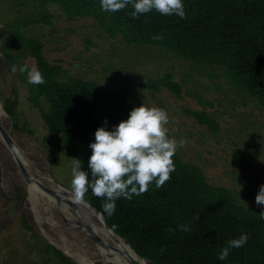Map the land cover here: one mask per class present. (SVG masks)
<instances>
[{
  "label": "trees",
  "instance_id": "16d2710c",
  "mask_svg": "<svg viewBox=\"0 0 264 264\" xmlns=\"http://www.w3.org/2000/svg\"><path fill=\"white\" fill-rule=\"evenodd\" d=\"M35 2L39 15L23 22L25 26L50 23L49 5L58 6L69 20L91 17L111 37L120 35L128 45L161 48L197 66L222 72L227 86L264 108V0H183L184 19L155 10L133 18L131 5L115 13L104 12L100 0ZM8 29L1 27L0 32ZM8 34L24 58L19 65L13 57L14 64L27 65L29 70L36 67L45 79L44 84H29L27 73L20 72L21 81L28 86V101L50 133L60 138L67 157L80 159L81 169L90 173L89 145L95 141L96 130H113L128 119L133 104L120 89L76 77L63 80L68 72L59 62L46 58L41 40L26 38L18 29H9ZM161 34L163 39H153ZM145 88L157 93L164 88L182 99L183 85L171 73ZM4 109L17 126V103L7 99ZM186 112L211 132L219 131L220 125L207 112ZM173 161L175 171L161 189L153 182L142 195L117 199L111 216L103 211L105 198L95 196L91 188L84 198L151 264H264L262 211L241 204L229 189L210 184L200 167L187 163L177 152ZM177 225H187L191 231H180ZM245 233L248 241L244 246L231 249L225 260L218 259L227 241ZM46 256L47 264H73L49 244Z\"/></svg>",
  "mask_w": 264,
  "mask_h": 264
},
{
  "label": "rangeland",
  "instance_id": "374dc122",
  "mask_svg": "<svg viewBox=\"0 0 264 264\" xmlns=\"http://www.w3.org/2000/svg\"><path fill=\"white\" fill-rule=\"evenodd\" d=\"M49 9L53 15L50 23L25 26L23 22L39 15L35 0H0V28L18 29L26 38L41 40L46 58L59 62L68 72L63 80L76 77L120 89L134 108L145 103L165 109L169 137L186 140L176 151L180 157L200 167L210 184L232 191L241 204L264 211V206L256 204L264 185V108L257 101L227 86L220 71L197 66L161 48L128 45L120 35L111 37L91 17L69 20L58 6L49 5ZM8 30L0 32L2 42L6 41L0 56V100L3 104L7 99L16 102L18 117L17 126L7 113L0 122L31 164L51 177L32 172L36 178L47 187L55 188L54 180L72 191L73 160L28 101V86L21 81L20 71L12 73L13 57L19 65L24 58L19 46L11 44ZM167 73L182 83V99L164 88L159 93L145 88ZM187 110L207 112L220 125L219 131L213 133L198 124ZM43 198H37L38 210L53 222L42 225L27 184L0 138V264H47L46 246L51 244L45 234L55 241L64 236L94 264H113L108 262L112 255L97 254L91 237L79 229H67L55 205ZM93 224L101 225L96 218Z\"/></svg>",
  "mask_w": 264,
  "mask_h": 264
},
{
  "label": "clouds",
  "instance_id": "9594fccd",
  "mask_svg": "<svg viewBox=\"0 0 264 264\" xmlns=\"http://www.w3.org/2000/svg\"><path fill=\"white\" fill-rule=\"evenodd\" d=\"M129 5L134 9L130 14L133 18L152 10L162 15L186 18L183 0H100L101 9L109 13L118 12ZM153 39L161 40L163 35L154 36ZM17 70L22 74L27 73L29 84L45 83L36 67L29 70L27 65L19 68L12 65V73L15 74ZM168 122L165 109L144 103L133 108L128 119L122 120L113 130L98 128L95 141L89 145L92 150L87 163L90 173L81 169L80 159H73L71 188L76 202H81L91 188L95 196L105 198L102 208L111 216L116 210L117 199L124 197L131 200L133 195H142L153 182L157 190L161 189L175 171L173 157L178 147L186 144L184 139L177 141L175 137H169ZM256 204L264 206V185L259 188ZM260 215L264 219V211ZM177 228L191 231L187 225H177ZM168 231L173 232V229L169 228ZM247 241L246 233L227 241L218 253V259L225 260L231 249L240 248Z\"/></svg>",
  "mask_w": 264,
  "mask_h": 264
},
{
  "label": "water",
  "instance_id": "95a60500",
  "mask_svg": "<svg viewBox=\"0 0 264 264\" xmlns=\"http://www.w3.org/2000/svg\"><path fill=\"white\" fill-rule=\"evenodd\" d=\"M2 55V40H1V34H0V56ZM0 107L4 110L5 113H7L4 109V104L0 100ZM0 138L10 151L12 158L14 162L16 163L20 173L22 174L27 186L35 183L37 184L46 194L54 197L56 199L57 205L60 206L61 203L66 202L74 212H76L78 209H80V206L74 201V196L73 192L70 190H67L60 186L57 182H54L55 188L53 187H47L39 178H36L32 172L37 174L40 177H46V178H51L49 175L43 174L41 171H39L31 162L28 160V158L25 156L23 153L22 149L20 146L17 144L9 130L0 122ZM85 203L88 207V211L93 216L96 218L103 230L109 235L115 243L120 242L123 240L126 242V247H123L122 249L117 248L105 240H103L94 230V228L91 225L85 224L82 219L78 218L77 220V227L79 229L85 228L86 232L90 235V237L93 239L96 245L105 248V249H112L116 252L119 253V255L124 258L129 264H143L145 262H148L151 264L149 261L146 259L142 258L139 256L135 250L132 248V246L120 235L115 233L110 226L108 225L104 215L98 211L88 200H86L83 197V200L81 201ZM63 221L68 225L71 224L72 222L67 219L63 214H61ZM73 224V223H72ZM50 242V241H49ZM50 244L55 247L57 250L61 251L66 257V253L63 249H60L59 247L55 246L53 243L50 242Z\"/></svg>",
  "mask_w": 264,
  "mask_h": 264
},
{
  "label": "bare ground",
  "instance_id": "6f19581e",
  "mask_svg": "<svg viewBox=\"0 0 264 264\" xmlns=\"http://www.w3.org/2000/svg\"><path fill=\"white\" fill-rule=\"evenodd\" d=\"M6 115V113L4 112V110L0 107V119ZM28 191L30 192V197L32 200V203H34V208L36 211V215H37V219L39 220V222L43 225L46 224V222H53L51 219H49L48 217L46 218V216H43L41 214V211L38 210L37 204V198L41 195V197L43 196L44 200L43 201H47V202H52L55 207L58 209V211L60 212V214H66V218L69 219L72 223L66 225L67 229L70 230H76L79 229L77 226V220L78 218L82 219L83 222L85 224L91 225L95 232L106 242H108L109 244L122 249L123 247H126V242H124L123 240H121V243H115V241L109 236L107 235V233L103 230L102 226H96L93 224V220L94 217L91 216V214L88 211V207L85 203L83 202H76V200L74 199V201L80 206V209H78L76 212L73 211V209L66 203L63 202L61 203L60 206L57 205L56 199L48 194H46L37 184L33 183L29 186H27ZM59 229V228H58ZM80 232L84 235H88L90 237V235L86 232L85 228L79 229ZM79 232V233H80ZM59 233V232H58ZM61 234V233H59ZM46 236V238L48 239V241H50L51 243H53L55 246L59 247L60 249H63L67 255L68 258L72 259L76 264H94V262H92L90 259L86 258L82 251L79 252V248L76 246V244L74 245L73 242L68 241L67 239L64 238V236L59 235V240L55 241L52 237H50L49 235L45 234L44 237ZM96 249H97V254H102V253H106V255H112V258L110 260H108V262H111L113 264H129L124 258H122L118 252L112 250V249H105L102 248L98 245H96ZM100 250V251H98ZM143 264V262L141 263ZM144 264H149L148 262H145Z\"/></svg>",
  "mask_w": 264,
  "mask_h": 264
}]
</instances>
